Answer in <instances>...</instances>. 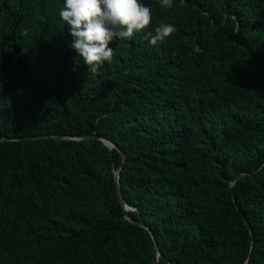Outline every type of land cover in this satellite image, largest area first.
<instances>
[{
    "label": "trees",
    "instance_id": "16d2710c",
    "mask_svg": "<svg viewBox=\"0 0 264 264\" xmlns=\"http://www.w3.org/2000/svg\"><path fill=\"white\" fill-rule=\"evenodd\" d=\"M141 2L91 74L64 0H0V264H264V0Z\"/></svg>",
    "mask_w": 264,
    "mask_h": 264
},
{
    "label": "clouds",
    "instance_id": "9594fccd",
    "mask_svg": "<svg viewBox=\"0 0 264 264\" xmlns=\"http://www.w3.org/2000/svg\"><path fill=\"white\" fill-rule=\"evenodd\" d=\"M159 3L162 9L173 7V0ZM59 16L73 37L71 47L91 74L112 62L115 49L110 44L131 39L153 19L151 7L141 0H64ZM175 31L173 24L160 23L145 38L157 46Z\"/></svg>",
    "mask_w": 264,
    "mask_h": 264
},
{
    "label": "water",
    "instance_id": "95a60500",
    "mask_svg": "<svg viewBox=\"0 0 264 264\" xmlns=\"http://www.w3.org/2000/svg\"><path fill=\"white\" fill-rule=\"evenodd\" d=\"M48 136H50V135H48ZM54 136L64 137L63 135H54ZM91 137L96 138V139H102L105 142V144L109 146V148H113V147H116L117 148V145L113 141H111L110 139H107V138H102L99 135H89V134H85V135H81V136L73 137V138L81 139V138H91ZM1 139H4V137H1L0 140ZM121 152H122V154L124 156V160H123V162H124L126 160V155H125V152L124 151L121 150ZM122 165H123V163L116 169V179H117V181L119 180V174H120V169H121ZM234 182H235V180L232 182V184ZM118 195H119V198H120L121 202L124 205V209L126 211V217L128 219L132 220V221H135L133 219V217L129 213V210L130 209H133V207L131 205L125 203V200L123 198L122 191H121L119 185H118ZM140 224L146 226L145 223H143V222L140 223ZM248 225H249V228H250V231H251V235L254 236V232H253L252 226L249 223H248ZM155 241H156V238H155ZM157 249H158V247H157ZM159 254H160V251L158 250V255Z\"/></svg>",
    "mask_w": 264,
    "mask_h": 264
}]
</instances>
